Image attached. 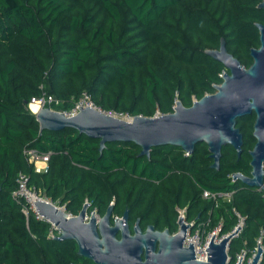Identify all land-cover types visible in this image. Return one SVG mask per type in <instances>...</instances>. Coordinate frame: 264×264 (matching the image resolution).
<instances>
[{
	"label": "trees",
	"instance_id": "obj_1",
	"mask_svg": "<svg viewBox=\"0 0 264 264\" xmlns=\"http://www.w3.org/2000/svg\"><path fill=\"white\" fill-rule=\"evenodd\" d=\"M260 1L0 0V264H93L78 255L74 240L51 237L49 222L31 210L25 217L24 201L12 196L19 172L72 214L85 199L100 215L115 200L116 214L127 206L165 226L176 219V205L187 206L188 220L207 218L212 203L202 199L203 189L231 193L214 209L210 226L222 216L227 231L235 208L246 216L248 244L254 241L264 228L262 191L231 177L250 174L254 112L236 120L240 156L223 146L216 169L203 142L190 154L166 144L146 157L126 141L107 142L100 153L98 138L73 128L39 131L28 102L45 91L60 101L56 109H70L86 91L103 110L132 116L171 112L176 96L190 106L228 72L206 49L224 39L245 67L252 63L250 49L260 44L255 24H264ZM28 148L50 152L45 171H35Z\"/></svg>",
	"mask_w": 264,
	"mask_h": 264
},
{
	"label": "water",
	"instance_id": "obj_2",
	"mask_svg": "<svg viewBox=\"0 0 264 264\" xmlns=\"http://www.w3.org/2000/svg\"><path fill=\"white\" fill-rule=\"evenodd\" d=\"M264 9V0L258 5ZM259 31V46L250 49L252 63L245 67L233 54L228 52L224 39L216 49H206L205 53L221 62L228 72H224L221 83L214 85L213 93L204 94L192 101L190 106H184L179 100L174 102L172 111L155 113L152 116L134 115L131 120L119 119L91 107H79L72 116H66L60 111L49 107H41L35 114L39 123V131L59 130L70 127L79 133L99 139L98 150L101 153L107 142H134L141 150L139 155L150 156V150L158 145L179 146L185 153L193 152L195 145L205 143L210 157L211 167L218 169L222 147L231 145L237 156L242 151L243 136L236 126V120L245 114L254 112L252 135L255 143L249 150L250 175L234 172L232 179L239 180L246 186L260 188L264 191V24L256 23ZM40 216L48 219L60 231L56 240L71 239L77 243L78 255L88 257L96 264H225V244L236 236L243 226L234 234L215 244L214 238L207 247L205 261L195 258L194 248L189 242L183 246L186 229L183 219L185 210H179V229L175 235L160 243L159 251L148 259L141 258L146 241L139 236L138 221L135 222L133 236L125 235L120 239L114 237L117 229L126 231L121 220H114L109 225L112 205L96 220L95 211L88 221L84 220L87 199L77 214L70 216L62 209L44 200L34 202ZM124 213V217L126 216ZM148 231L152 229L149 225ZM100 232L102 238H99ZM164 234L167 230L163 231ZM153 246V245H152ZM263 250L255 254L251 264H258ZM242 260L240 256L239 263Z\"/></svg>",
	"mask_w": 264,
	"mask_h": 264
},
{
	"label": "built area",
	"instance_id": "obj_3",
	"mask_svg": "<svg viewBox=\"0 0 264 264\" xmlns=\"http://www.w3.org/2000/svg\"><path fill=\"white\" fill-rule=\"evenodd\" d=\"M223 74L224 72L221 74V77L223 76ZM32 103L37 104L38 108L49 107L52 110L62 112L66 116L75 115L79 111V108H78L79 106V107H91V108H94L98 111H102L108 115L114 116L119 119L131 120L133 117L127 112H120V111H115V110H107V111L103 110L99 105H96L94 103L91 95L86 91L81 92L80 96L78 97V99L75 101L74 105L70 109H64V110L56 109L55 107H57L60 104V101L55 96L48 94L45 91H42L39 96L32 97L30 99V101L28 102L29 109ZM24 153L28 161L33 163L34 169L36 172L45 171L47 169V161H48L50 152L46 154H39L36 151V149L28 148L24 150ZM16 183L17 185H16V188L12 192V196L20 200L22 199L24 201L21 211L23 212L25 217L28 218L29 211L31 210L33 216L36 219L43 220L45 222L50 223L51 230H50L49 235L51 237L58 236L60 231L48 219L40 216L37 209L35 208L34 202L38 200H44L49 203H52L53 205L65 211L66 213H69L70 216H73L75 214L67 212L65 209V204L59 205L58 203L52 202L46 197H43L34 186H31L28 184V176L26 174L19 172L17 174ZM201 195L202 197L211 200L212 209L219 207L222 200L230 201L231 199V193L211 191V190H206V189H203ZM87 203H90L89 205L90 207H92V201L87 199ZM178 209L181 211L185 210V214H186V209L185 207L176 208L177 217L180 219L182 213ZM94 211H95L94 215H95L96 220H99L100 215L97 213L96 207H92L87 210L84 216V220L88 221ZM232 211L235 217V222L229 229H227V231L222 230L225 225V222L222 216L219 217V219H217V222L212 226H210L212 220L209 214L207 218L201 221H197L196 219L188 220L185 216L183 219V223L185 225L187 224L189 225L186 229L183 246L186 247L189 245V242H191L194 248L195 258L205 261L207 259V250L205 248L207 247L209 242L214 238V236L216 235L214 243L219 244L223 239L228 238L229 236L234 234L236 230L239 228V226L241 225V223L243 222V226L241 230L239 231V233L236 236H234L232 239L227 241L225 244V253H226L225 264H238L240 260V256H242V260L240 264H251L255 254L259 250V244L264 252V228L263 227L258 228V233L255 236L254 241L251 244H248L247 240H243L241 244L238 246L237 250H235L234 254L231 255L230 251H231L232 241L234 239H238L241 237L244 231V228L246 226V216L239 213L235 208H233ZM54 230L56 232H54ZM263 252L259 258L258 264L261 263Z\"/></svg>",
	"mask_w": 264,
	"mask_h": 264
},
{
	"label": "flooded vegetation",
	"instance_id": "obj_4",
	"mask_svg": "<svg viewBox=\"0 0 264 264\" xmlns=\"http://www.w3.org/2000/svg\"><path fill=\"white\" fill-rule=\"evenodd\" d=\"M263 171H264V162H263ZM263 178H264V173H263ZM263 182H264V180H263ZM257 190L258 191H262V196L264 197V191L262 189H260V188H258ZM202 199L211 202V200L206 199L204 197H202ZM69 200L70 199H69V194H68V195H66V205H67L68 209H69V207H68ZM227 202H228L227 200H222L220 206H222L223 203H227ZM109 205H112L109 225L113 226L114 220H121L122 227L127 229L126 231H123L121 229H117L115 231V233H114V237L116 239H120L122 234H123V232H124L125 235L133 236L135 234V230L133 229V226H134L135 222L138 221V226L140 228V231H139L138 234H139V236L143 237L145 239V241H146V247L143 248V251L141 253V258L143 260L145 259L146 252H147V255H148V259H150V257L152 255H154L155 253H157L159 251L160 243L162 241H165L166 239H169L173 235H175L177 233L178 229H179V218L178 217H176V219H174L173 223L171 222L170 224L165 226L162 223L161 219L156 220L153 217L150 219L149 216L147 218L146 214H144L143 216H141V214L135 216V212L132 211V210L130 211L129 207H127V206L124 208V210H123V212L121 214H119V215L116 214V210H117L118 204H117V202L115 200L113 202H111ZM177 207L178 206L176 205L175 206V210H176ZM89 208H91V207L88 204V206H87V208L85 210V214H86V212H87V210ZM217 208H215V209H217ZM185 209H186V215L185 216H187V206H185ZM214 211L215 210L212 209L211 207L208 209V214L211 216V218H212V214H213ZM125 212L127 214L124 217V213ZM176 212H177V210H176ZM97 213L99 214L98 211H97ZM85 214H84V216H85ZM102 215H100V217ZM133 216L136 217L135 220L132 219ZM149 225L152 226V229L150 231H148L146 229L147 226H149ZM164 230H167L166 234L163 233ZM98 234H99V238L101 239L102 238V234L100 232H98ZM82 257H84V256H82ZM85 258L91 260L93 264H96L94 260H92V259H90L88 257H85Z\"/></svg>",
	"mask_w": 264,
	"mask_h": 264
},
{
	"label": "rangeland",
	"instance_id": "obj_5",
	"mask_svg": "<svg viewBox=\"0 0 264 264\" xmlns=\"http://www.w3.org/2000/svg\"><path fill=\"white\" fill-rule=\"evenodd\" d=\"M196 98H195V96L193 97V100H195ZM175 100H178V98H177V96H176V99ZM31 106V105H30ZM157 111V113H158V111L159 110H156ZM243 240H247L246 239V237L243 235V233H242V235H241V237L240 238H238V239H234L233 241H232V243H231V251H230V254L231 255H233L234 254V252H235V250H237V248H238V246L241 244V242L243 241Z\"/></svg>",
	"mask_w": 264,
	"mask_h": 264
},
{
	"label": "bare ground",
	"instance_id": "obj_6",
	"mask_svg": "<svg viewBox=\"0 0 264 264\" xmlns=\"http://www.w3.org/2000/svg\"><path fill=\"white\" fill-rule=\"evenodd\" d=\"M30 109H31V111L35 112V111H37L39 108H38L37 104L32 103L31 106H30Z\"/></svg>",
	"mask_w": 264,
	"mask_h": 264
}]
</instances>
